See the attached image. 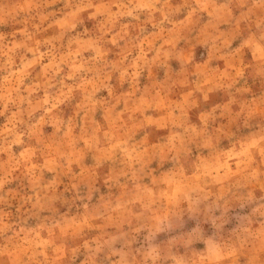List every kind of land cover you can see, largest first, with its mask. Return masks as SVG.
Returning <instances> with one entry per match:
<instances>
[{"label": "rangeland", "instance_id": "374dc122", "mask_svg": "<svg viewBox=\"0 0 264 264\" xmlns=\"http://www.w3.org/2000/svg\"><path fill=\"white\" fill-rule=\"evenodd\" d=\"M0 264H264V0H0Z\"/></svg>", "mask_w": 264, "mask_h": 264}]
</instances>
